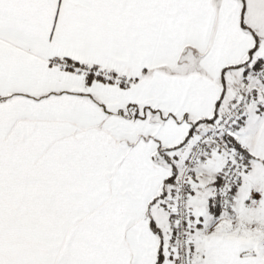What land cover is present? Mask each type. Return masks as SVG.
Here are the masks:
<instances>
[{
    "label": "snow or ice",
    "instance_id": "6c2138e0",
    "mask_svg": "<svg viewBox=\"0 0 264 264\" xmlns=\"http://www.w3.org/2000/svg\"><path fill=\"white\" fill-rule=\"evenodd\" d=\"M0 264H264V0H0Z\"/></svg>",
    "mask_w": 264,
    "mask_h": 264
}]
</instances>
